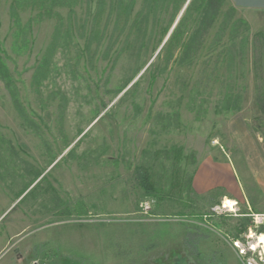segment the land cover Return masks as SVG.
<instances>
[{"label":"rangeland","instance_id":"rangeland-1","mask_svg":"<svg viewBox=\"0 0 264 264\" xmlns=\"http://www.w3.org/2000/svg\"><path fill=\"white\" fill-rule=\"evenodd\" d=\"M202 3L0 0V61L20 101L0 80V228H13L0 264H243L232 242L264 216L252 43L264 9L222 4L186 59ZM229 95L239 112L224 110ZM211 159L233 161L240 199L189 185Z\"/></svg>","mask_w":264,"mask_h":264},{"label":"trees","instance_id":"trees-1","mask_svg":"<svg viewBox=\"0 0 264 264\" xmlns=\"http://www.w3.org/2000/svg\"><path fill=\"white\" fill-rule=\"evenodd\" d=\"M220 6H221V0H203L202 3V16H201V25L200 27L193 33L194 35L188 37L181 45L179 51L183 53L185 58L187 59L188 54L191 53L193 50L194 44L196 42V38L198 37V34L201 33L202 28L204 29L205 32H207L208 28L210 25L216 20V18L219 15L220 12ZM60 34V30L57 29L55 32L54 36V42L52 45L48 48L49 54L52 55V53L56 50L57 48V41L58 37ZM66 37H69V32L66 34ZM253 43V53H254V70L258 71L261 70L262 66L260 65V62L262 63V59H264V32H259L256 33L253 36L252 39ZM249 40L248 38L244 37L242 40V45L241 48L245 49L246 45L248 44ZM260 54V57L258 58V55ZM260 61V62H259ZM183 62V61H181ZM180 63V61H179ZM47 63H45L46 65ZM44 66V64H43ZM45 67V66H44ZM0 80L5 84L6 89L9 91L10 95L13 97L14 102L16 105H19V96L17 92V87L10 75V72L6 65L0 61ZM256 87H257V104L259 105L260 111L262 115H264V75L263 76H258L256 77ZM240 99L241 96L237 95L235 98H233L231 95H229L227 99L226 106H224V110H233L236 112H239L241 110L240 106ZM233 102L232 106L231 104ZM144 171V176H143V187L145 190L154 195L156 200L162 201L164 198V193L165 190L161 186H156L153 181H152V176L149 174L148 169L142 168ZM193 183V179H189V185L191 186ZM218 190H215L213 193H215ZM163 194V195H162Z\"/></svg>","mask_w":264,"mask_h":264},{"label":"crops","instance_id":"crops-1","mask_svg":"<svg viewBox=\"0 0 264 264\" xmlns=\"http://www.w3.org/2000/svg\"><path fill=\"white\" fill-rule=\"evenodd\" d=\"M177 1L182 2V6H185L193 0ZM222 4L223 9H228L239 16L244 13L255 12L257 9H264V0H221ZM2 173L3 171L1 170L0 174ZM0 184H3V180H0ZM193 185L199 195L209 194L218 190L221 194L223 193L222 196L229 194L240 199L241 192H243L242 182L239 181L233 161L226 159L221 161H213L211 159L200 163L194 176ZM7 211L8 200L7 196L3 195L0 197V221L5 217ZM12 229V227L0 228V253L8 246L10 240L8 234Z\"/></svg>","mask_w":264,"mask_h":264},{"label":"built area","instance_id":"built-area-1","mask_svg":"<svg viewBox=\"0 0 264 264\" xmlns=\"http://www.w3.org/2000/svg\"><path fill=\"white\" fill-rule=\"evenodd\" d=\"M145 210L148 212L151 209L149 203L145 204ZM231 206L228 202L222 204V208L218 209L228 210ZM264 216H262L263 218ZM259 217H255L253 227L249 228L248 234L244 237L237 238L232 242L233 246L236 248L239 257L241 258L243 264H264V259L261 252L257 253L258 248H262L261 244H258L259 237L256 227L264 223V220Z\"/></svg>","mask_w":264,"mask_h":264},{"label":"bare ground","instance_id":"bare-ground-1","mask_svg":"<svg viewBox=\"0 0 264 264\" xmlns=\"http://www.w3.org/2000/svg\"><path fill=\"white\" fill-rule=\"evenodd\" d=\"M258 244L263 245V248H264V235L261 236V238L259 239ZM263 251H264V250H263ZM263 255H264V254H263Z\"/></svg>","mask_w":264,"mask_h":264}]
</instances>
